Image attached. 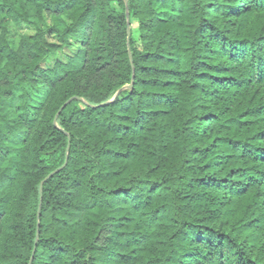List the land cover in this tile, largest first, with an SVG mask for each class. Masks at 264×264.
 <instances>
[{
	"label": "trees",
	"instance_id": "obj_1",
	"mask_svg": "<svg viewBox=\"0 0 264 264\" xmlns=\"http://www.w3.org/2000/svg\"><path fill=\"white\" fill-rule=\"evenodd\" d=\"M31 258L264 264V0H0V264Z\"/></svg>",
	"mask_w": 264,
	"mask_h": 264
},
{
	"label": "rangeland",
	"instance_id": "obj_2",
	"mask_svg": "<svg viewBox=\"0 0 264 264\" xmlns=\"http://www.w3.org/2000/svg\"><path fill=\"white\" fill-rule=\"evenodd\" d=\"M34 32V29L30 26H14V25H9L8 27V43L12 48H16L18 46V43L23 37H27L29 35H32ZM71 51H61L54 55L53 57L50 58V62H53L54 59H64L66 54Z\"/></svg>",
	"mask_w": 264,
	"mask_h": 264
},
{
	"label": "water",
	"instance_id": "obj_3",
	"mask_svg": "<svg viewBox=\"0 0 264 264\" xmlns=\"http://www.w3.org/2000/svg\"><path fill=\"white\" fill-rule=\"evenodd\" d=\"M126 15H127V8H126ZM127 17H128V15H127ZM127 25H128V28H127V34H128V38H129V29H130V26H129V23H128V22H127ZM131 87H132V84L129 85L128 87L124 88V89H129V88H131ZM122 90H123V89L119 90V91L115 94L114 98L117 97V96L119 95V93H120ZM114 98H113V99H114ZM73 100H74V98H73V99H70L69 101H67V102L64 104V106L61 108V110H62L66 105H68L70 102H72ZM105 104H107V103H105ZM105 104H102V105H105ZM61 110H60V111H61ZM65 165H66V160H65L63 166H62L60 169L64 168ZM60 169H58V170L54 171L53 173H51V174H50L45 180L49 179L52 175H54L55 173H57ZM45 180H44V181H45ZM44 181H43V182H44ZM43 182L40 184V186H42ZM38 217H39V213H38ZM37 238H38V234H37L36 239H37ZM34 251H35V248L33 249V254H34ZM32 257H33V256H32ZM31 262H32V258L30 259L29 264H31Z\"/></svg>",
	"mask_w": 264,
	"mask_h": 264
}]
</instances>
